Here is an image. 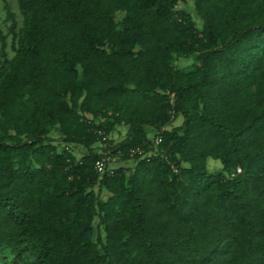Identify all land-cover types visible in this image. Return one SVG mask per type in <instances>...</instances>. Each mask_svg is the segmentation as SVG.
Listing matches in <instances>:
<instances>
[{
  "label": "trees",
  "instance_id": "1",
  "mask_svg": "<svg viewBox=\"0 0 264 264\" xmlns=\"http://www.w3.org/2000/svg\"><path fill=\"white\" fill-rule=\"evenodd\" d=\"M188 1L4 0L0 264H264V0Z\"/></svg>",
  "mask_w": 264,
  "mask_h": 264
},
{
  "label": "rangeland",
  "instance_id": "2",
  "mask_svg": "<svg viewBox=\"0 0 264 264\" xmlns=\"http://www.w3.org/2000/svg\"><path fill=\"white\" fill-rule=\"evenodd\" d=\"M9 5L11 6L12 10L15 12L16 14V19L18 22V26L20 25L21 22V16L18 12L17 9V4H16V0H6ZM182 7H184L187 11H189L191 14L193 13L192 11V6H191V0L188 1V3L185 5H180ZM8 25H9V21L6 19V14H5V9H4V0H0V28L2 29L3 33L7 34L8 33ZM1 43H0V53H1ZM3 51L6 53L7 56H11L12 55V48H11V36L8 34L6 39H5V45L3 48ZM1 58V56H0ZM190 61V59H183L181 60V64H186ZM181 123V117H178L176 121H174L172 124H170L169 126H176L179 125ZM55 130V129H54ZM51 131V135L56 136L57 133ZM121 133V132H120ZM79 146H74L73 151L76 154L82 153V150L84 149L83 147H79ZM85 151V149L83 150ZM208 167L210 169H215L217 167H219V164L217 162H214L213 160H208Z\"/></svg>",
  "mask_w": 264,
  "mask_h": 264
},
{
  "label": "built area",
  "instance_id": "3",
  "mask_svg": "<svg viewBox=\"0 0 264 264\" xmlns=\"http://www.w3.org/2000/svg\"><path fill=\"white\" fill-rule=\"evenodd\" d=\"M159 136H156L153 139L154 146L158 144ZM141 149H131L128 152V155L132 156L135 153H141ZM123 152L120 150H114L112 146H109L106 151L102 152L100 157L95 161L94 167L99 174H103L105 171L109 174L112 172L113 168L116 167L120 158L123 156ZM237 171L240 172V168H237Z\"/></svg>",
  "mask_w": 264,
  "mask_h": 264
},
{
  "label": "crops",
  "instance_id": "4",
  "mask_svg": "<svg viewBox=\"0 0 264 264\" xmlns=\"http://www.w3.org/2000/svg\"><path fill=\"white\" fill-rule=\"evenodd\" d=\"M121 132V133H120ZM125 133V128H119V131L118 132H115L114 133V135H113V137H114V139H116V140H119V139H121V137H122V135ZM79 147H81V146H79ZM78 147V148H79ZM84 150V149H83ZM82 150V153L84 152ZM82 153H79V154H76L77 156H80ZM121 165H125V166H127V165H129V162L128 161H126V162H124V163H122Z\"/></svg>",
  "mask_w": 264,
  "mask_h": 264
}]
</instances>
